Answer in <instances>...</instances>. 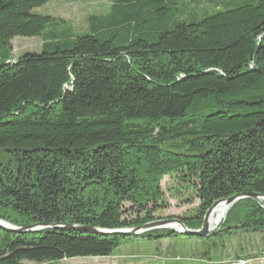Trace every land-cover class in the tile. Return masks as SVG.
<instances>
[{"label": "trees", "instance_id": "trees-1", "mask_svg": "<svg viewBox=\"0 0 264 264\" xmlns=\"http://www.w3.org/2000/svg\"><path fill=\"white\" fill-rule=\"evenodd\" d=\"M51 1L0 0L1 220L139 228L166 207L167 176L203 215L238 195L264 196V0H225L197 20L180 3L205 0H113L89 18L91 34L64 43L51 33L41 52L14 60L16 38L53 24L35 13ZM261 204L239 201L206 239L249 231ZM165 230L138 236L171 237ZM126 238L0 229V264L108 258Z\"/></svg>", "mask_w": 264, "mask_h": 264}, {"label": "rangeland", "instance_id": "rangeland-1", "mask_svg": "<svg viewBox=\"0 0 264 264\" xmlns=\"http://www.w3.org/2000/svg\"><path fill=\"white\" fill-rule=\"evenodd\" d=\"M112 2L113 0H52L44 7L35 10V13L52 17L53 24L44 31L41 37L16 38L12 42V58L17 60L26 53L41 52L44 41L51 33L62 39L64 43H67L64 40L69 38L91 34L89 18L108 14ZM180 5L184 11L188 9L192 12L191 16H186L187 18L197 20L217 9H224L227 2L225 0H205L200 6L185 2H181ZM1 55L0 52V60ZM161 187L166 207L154 216L151 223L180 221L190 230H201L206 215H203L204 209L193 195L182 189L177 181L168 176L162 180ZM238 202L227 207L228 214L226 212L222 223L218 225L219 227L212 229V233H218L221 228H224L233 207ZM261 205L264 209V204ZM237 214L236 211L231 215L229 224ZM189 223H194L198 227H188ZM169 225L163 226L164 228L161 226L160 229L166 228L164 233L167 230L173 231L171 237L151 240L141 236H128L122 240L113 256L108 258H75L45 264H243L237 263L239 261H244L246 264H264V216L262 220H252L247 226L250 227L247 232L242 231L240 227L233 229L232 232L236 234L224 239L223 243L215 235L209 240L176 235L174 232L180 230V227L176 222L172 225H176L177 229L168 227ZM207 253L210 258H207Z\"/></svg>", "mask_w": 264, "mask_h": 264}, {"label": "water", "instance_id": "water-1", "mask_svg": "<svg viewBox=\"0 0 264 264\" xmlns=\"http://www.w3.org/2000/svg\"><path fill=\"white\" fill-rule=\"evenodd\" d=\"M244 199H252V200H259L264 202V196L258 195V194H243L238 195L233 198L222 200L219 202H216L206 213L204 224L201 228V230H190L188 229L182 222L180 221H161L156 223H149L142 227L131 229L130 231H127L126 229L121 230H105V229H96V228H89V227H81V226H62V225H36L33 227L28 228H19L16 227L8 222H5L0 219V229L6 232L11 233H17V234H25L28 232H35L42 229L52 228L55 230H67V231H75L80 233H86V234H93V235H119V236H138L146 232H150L156 229H160L161 226H167L169 224H176L180 227V230H175L176 233H179L181 235L187 236V237H198V238H208L212 234V228H210L209 221L210 217L212 215L213 210L219 205V204H225L227 207L232 206L236 202ZM164 228V227H163ZM166 229V228H165Z\"/></svg>", "mask_w": 264, "mask_h": 264}, {"label": "bare ground", "instance_id": "bare-ground-1", "mask_svg": "<svg viewBox=\"0 0 264 264\" xmlns=\"http://www.w3.org/2000/svg\"><path fill=\"white\" fill-rule=\"evenodd\" d=\"M227 212V206L225 204H219L212 212V215L210 217L209 225L210 228L215 229L220 223H222V220L224 219ZM228 214V212H227ZM225 223V222H224ZM168 227L176 228V225H169ZM219 227V226H218ZM177 229V228H176ZM237 263H243L246 264L244 261H239Z\"/></svg>", "mask_w": 264, "mask_h": 264}]
</instances>
